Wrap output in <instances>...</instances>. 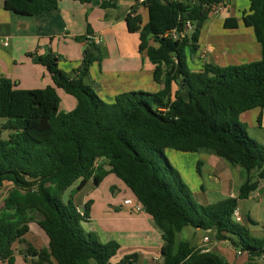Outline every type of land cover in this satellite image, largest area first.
Wrapping results in <instances>:
<instances>
[{
	"label": "trees",
	"instance_id": "16d2710c",
	"mask_svg": "<svg viewBox=\"0 0 264 264\" xmlns=\"http://www.w3.org/2000/svg\"><path fill=\"white\" fill-rule=\"evenodd\" d=\"M247 1L241 21L261 47L257 62L189 68L187 54L196 52L212 7L226 0H144L147 22L142 26L132 8L125 23L128 32L138 34V49L153 66V82L161 86L157 92L132 91L117 95L112 103L102 101L85 81L89 67L99 60L94 44L84 48L76 78L63 73L50 55L34 62L46 69L53 86L20 90L0 77V192L4 183H11L0 209V261H10L12 246L22 244L20 253L34 264H112L118 243H101L86 232V214L77 211L71 198L64 204L60 200L74 183L79 181L77 190L90 180L98 186L112 174L160 230L162 264H229L214 252L176 243V235L186 227L212 233L215 241H229L246 254L248 264H259L264 239L252 237L233 218L238 200L247 199L256 186L251 173L264 178V146L238 122L241 114L258 109L261 127L264 108V0ZM116 3L103 0L100 6L114 9ZM57 6L58 0H3L4 10L20 16ZM186 21L192 24L190 33L176 40L164 37L173 29L183 31ZM223 27L236 29V19H225ZM56 90L74 98L76 108L60 113ZM166 149L209 152L239 169L244 179L237 197L196 203L166 159ZM33 222L47 237V249L36 250L24 239ZM136 260L131 254L118 264Z\"/></svg>",
	"mask_w": 264,
	"mask_h": 264
},
{
	"label": "crops",
	"instance_id": "0c3cea01",
	"mask_svg": "<svg viewBox=\"0 0 264 264\" xmlns=\"http://www.w3.org/2000/svg\"><path fill=\"white\" fill-rule=\"evenodd\" d=\"M102 1L58 0L55 10L35 16H20L4 10L3 0H0V77L10 80L20 90L53 86L46 69L34 62L38 56L50 55L57 59V66L63 73L76 78L82 52L87 45L94 44L92 40L96 38L99 40V60L89 67L85 81L101 99L112 103L122 93H154L160 90L161 86L152 79V64L145 52L138 49V34L128 32L125 23L132 8L140 16L142 26L147 22L143 3L139 0H117L116 8L102 9ZM247 9V0H226L217 14H209L201 29L196 52L187 54V64L191 70L198 71L203 64L226 67L260 60L261 47L252 30L244 27L241 21ZM227 18L236 19V29L223 27ZM56 92L60 98V113H68L76 108L74 98L61 90ZM253 110L250 112H254L257 118L260 110ZM261 112L262 127L264 108ZM246 113L240 117L245 118ZM3 123L4 120L0 119V127ZM175 152L174 169L185 181L193 198L201 197L198 204H212L208 200L209 195L224 197L222 200L237 197L244 179V174L239 169L209 152L188 153L194 156V160L184 157L186 153ZM105 169L108 168L105 166ZM192 169L196 170L198 178H194ZM256 174L254 171L251 173L256 180L255 188L247 199L238 200L237 211L240 224L249 230L250 235L264 239V178L256 179ZM184 175L192 183L191 188ZM6 184L11 186L9 182ZM78 184L79 181L74 183L66 190V194L80 214H86V219L82 222L86 232L95 234L101 243H118L119 250L112 258V264H118L123 257L131 254L137 255L133 264H162L160 250L163 241L160 230L145 212H135L133 206L123 204L125 200L134 203L136 199L118 178L108 174L98 186L90 180L81 190L76 189ZM88 184L93 187L81 195L78 202L77 196ZM105 187L106 191H102ZM252 200L255 204L250 205ZM32 226H37L39 231L36 229L32 232ZM199 231L201 230L193 229L186 232L185 238L190 235L195 237ZM205 236L212 241L207 249L218 254L227 263L248 264L246 254L234 250L229 241L213 240L212 233L203 231L192 246L201 249ZM24 239L36 250L47 249V237L35 222L29 224V231ZM23 249L22 244H14L11 260L0 261V264H34V259L20 253ZM257 262L264 264L261 259Z\"/></svg>",
	"mask_w": 264,
	"mask_h": 264
},
{
	"label": "rangeland",
	"instance_id": "374dc122",
	"mask_svg": "<svg viewBox=\"0 0 264 264\" xmlns=\"http://www.w3.org/2000/svg\"><path fill=\"white\" fill-rule=\"evenodd\" d=\"M144 92V91H142ZM102 101H104L105 103H107L104 99H101ZM255 111V110H253ZM245 118H242V117H238V122L244 127V129L246 130L248 136L253 139L254 141H256L259 145L261 146H264V126H262L261 128L258 127V124L256 122V115L254 114V112H250L248 111L246 114H245ZM2 138H6V134L2 133ZM174 153H177L175 152L174 150H165L164 151V155L166 157V159L168 160L169 164L172 166V167H175V161H174ZM183 155V154H182ZM186 158L188 159H195L194 156H190V154L186 153L185 156ZM192 174L194 176V178H198L197 174H196V170L193 171L192 169ZM187 182H188V185L189 187L191 188L193 185L192 183L189 181L187 175H184ZM183 181V179H182ZM185 183V181H183ZM186 184V183H185ZM89 185V186H88ZM86 185V187L82 190V192L79 193V196L78 197V202H79V199H81V195H84L88 190H90L92 187L90 186V184ZM11 188L10 185H7L6 183L4 184L3 188H2V191L0 192V209L3 205V199L4 197L6 196V194L8 193V190ZM106 191V187L103 188L102 191ZM77 192V191H76ZM100 193H103V192H100ZM66 198H70L67 196L66 192H64L61 196H60V200L61 202L64 204L66 202ZM203 198V197H202ZM224 197H214L212 195H209L208 196V200L210 203H216L220 200H222ZM194 199V198H193ZM201 200V197L198 199H194V201L197 203V202H200ZM100 203V202H98ZM250 205H253L255 204L254 201H250L249 202ZM98 206V205H97ZM38 229L37 226H32L31 227V231L33 232L34 230ZM39 231V229H38ZM190 231H193V228L191 227H186L184 229L181 230L180 233H178L176 235V243H178L179 241L181 240H187L188 242H190L189 244L192 246V245H195V243L197 242V237L201 236L203 234V231H199L197 233V235L195 237L193 236H188L187 239L185 238V233L186 232H190ZM212 244V241H208L207 243L203 242L202 241V245H201V250L202 248H205V250L207 251H210L208 250L207 248H210L209 246ZM24 247V245H22ZM203 251V250H202Z\"/></svg>",
	"mask_w": 264,
	"mask_h": 264
},
{
	"label": "built area",
	"instance_id": "2783aa9c",
	"mask_svg": "<svg viewBox=\"0 0 264 264\" xmlns=\"http://www.w3.org/2000/svg\"><path fill=\"white\" fill-rule=\"evenodd\" d=\"M139 1L141 3H143L144 0H139ZM163 1H169V2L180 1V2H183V1H187V0H163ZM222 7H223L222 5H217V6L212 7V10H211L210 14H217L220 11V9H222ZM191 31H192V24L189 21H186L185 24L183 25V31L178 32V31H176V30L173 29V30L167 32L164 35V37H168V38H171L173 40H176V39L184 36L186 33H190ZM92 42L95 45H98L99 44V40L96 39V38H93ZM6 44H7V41H5L4 45H6ZM123 204L124 205L133 206V209H134L135 212H144L142 206L138 203L137 200H135L134 203H132L131 200H125V201H123ZM233 218H234V220L237 223H240L241 219H240V216L238 214L237 209L234 210V212H233ZM208 241H209V237L208 236L203 237V242L207 243ZM203 251L207 252V250H203ZM260 259L261 260H264V256H262Z\"/></svg>",
	"mask_w": 264,
	"mask_h": 264
}]
</instances>
